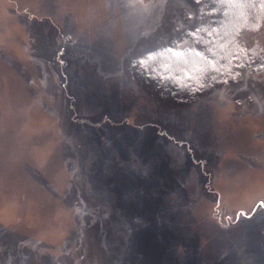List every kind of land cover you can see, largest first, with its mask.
<instances>
[{"label":"rangeland","instance_id":"1","mask_svg":"<svg viewBox=\"0 0 264 264\" xmlns=\"http://www.w3.org/2000/svg\"><path fill=\"white\" fill-rule=\"evenodd\" d=\"M45 17L72 43L46 75ZM205 22L188 0H0V264H264L262 78L163 108L129 70Z\"/></svg>","mask_w":264,"mask_h":264},{"label":"trees","instance_id":"2","mask_svg":"<svg viewBox=\"0 0 264 264\" xmlns=\"http://www.w3.org/2000/svg\"><path fill=\"white\" fill-rule=\"evenodd\" d=\"M188 1L196 5L199 14L206 18V22L193 30L183 32L182 36L170 40L167 45L154 47L131 60L129 70L139 87L150 97L155 98L163 108H174L231 82L237 75L256 74L264 82V2L262 0ZM43 19V23L42 20L40 23L39 20H34L35 25L41 27L42 34L35 35L38 49L33 55L31 54V58L34 63L42 66L41 70L46 75L47 64L43 62L47 58L52 63L54 60H57V63L64 62L66 54L71 51L72 43L68 45L66 42L63 43L58 33L49 34L51 20L46 17ZM28 30L32 29L28 28ZM183 38L191 40L192 46L176 49L177 51L172 50L174 43ZM50 41L53 45L51 43L49 45ZM57 51H60V54ZM37 54L41 55L37 57ZM62 69L65 71L61 67L60 70ZM57 74L61 76L59 71ZM40 81L43 82V79ZM84 119L89 120L90 116ZM93 126L97 129L102 127V124L81 125L82 133L85 130L90 131ZM62 144L68 145L65 141H62ZM109 152L100 143L98 146L94 145L90 148L88 160L82 159L83 165L92 162L96 157L109 155ZM111 154L114 155L113 152ZM129 156L127 155V158L131 160ZM115 157L113 159L116 162L119 160L116 169L123 171L130 168L128 166L133 167L128 163H121L120 159ZM138 171L143 172V169L139 168ZM101 186L103 185H99L96 189L100 191ZM135 190L142 192L145 188L142 186L141 189L140 186Z\"/></svg>","mask_w":264,"mask_h":264},{"label":"snow or ice","instance_id":"3","mask_svg":"<svg viewBox=\"0 0 264 264\" xmlns=\"http://www.w3.org/2000/svg\"><path fill=\"white\" fill-rule=\"evenodd\" d=\"M262 2H264V0H262Z\"/></svg>","mask_w":264,"mask_h":264}]
</instances>
